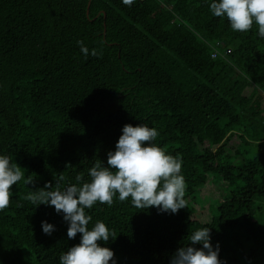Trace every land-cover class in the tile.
Wrapping results in <instances>:
<instances>
[{"label": "trees", "instance_id": "1", "mask_svg": "<svg viewBox=\"0 0 264 264\" xmlns=\"http://www.w3.org/2000/svg\"><path fill=\"white\" fill-rule=\"evenodd\" d=\"M256 33V25L233 31L206 0H0V155L25 177L0 211V264H59L79 244L62 215L27 197L77 176L90 182L88 170L107 167L126 124L155 128L153 143L182 161L186 206L160 213L114 197L86 209L89 228L101 221L117 237L98 242L116 264H170L203 227L224 264H264V39Z\"/></svg>", "mask_w": 264, "mask_h": 264}, {"label": "clouds", "instance_id": "2", "mask_svg": "<svg viewBox=\"0 0 264 264\" xmlns=\"http://www.w3.org/2000/svg\"><path fill=\"white\" fill-rule=\"evenodd\" d=\"M127 6L135 0H121ZM214 17L226 18L233 31L248 32L257 27V36L264 39V0H206ZM80 51L85 57L89 49L83 41H78ZM92 56L98 53L91 50ZM114 151L107 153V167L95 164L88 170L90 182L68 185L64 189L51 190L50 185L33 191L27 199L36 207L45 205L54 208L67 223V237L76 238L79 244L69 248L59 257V264H116L114 252L102 247L98 242L107 243L117 238L104 222L97 221L93 227L88 225L92 217L86 214L98 203L111 206L114 197L121 202L129 200L137 209L156 208L160 213L176 214L185 208V179L181 174L182 161L158 147L159 133L146 124L122 128ZM25 179L22 168L13 158L0 155V211L9 206L13 195L12 187ZM50 189V190H48ZM44 234L51 235L55 228L42 221ZM189 244L177 249L170 264H224L219 258V245L211 243L210 228L195 230L188 237ZM196 245L202 247L197 248Z\"/></svg>", "mask_w": 264, "mask_h": 264}, {"label": "built area", "instance_id": "3", "mask_svg": "<svg viewBox=\"0 0 264 264\" xmlns=\"http://www.w3.org/2000/svg\"><path fill=\"white\" fill-rule=\"evenodd\" d=\"M229 53H230V51L227 50V51H225V53H224L223 55H225V54H229ZM217 56H219V51H217L216 49H213V51H212V53H211V58H212V59H215ZM261 95H262L263 98H264V91L261 92Z\"/></svg>", "mask_w": 264, "mask_h": 264}, {"label": "rangeland", "instance_id": "4", "mask_svg": "<svg viewBox=\"0 0 264 264\" xmlns=\"http://www.w3.org/2000/svg\"><path fill=\"white\" fill-rule=\"evenodd\" d=\"M208 192H209V189H208ZM211 192V191H210ZM214 193H217L216 191H214Z\"/></svg>", "mask_w": 264, "mask_h": 264}]
</instances>
